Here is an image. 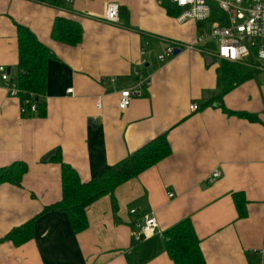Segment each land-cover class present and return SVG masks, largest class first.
<instances>
[{"label":"crops","instance_id":"0c3cea01","mask_svg":"<svg viewBox=\"0 0 264 264\" xmlns=\"http://www.w3.org/2000/svg\"><path fill=\"white\" fill-rule=\"evenodd\" d=\"M114 1L118 23L103 20L106 0L59 8L0 0V65L10 77L19 73L17 24L54 55L36 96L44 116L22 115L20 101L0 80V167L27 165L19 185L0 184V238L35 216L33 238L21 245L0 240V264H173L162 232L186 218L206 264H264L263 74L222 96L232 112L226 113L218 102L206 103L220 90L219 60L199 49L157 58L170 42H194L197 23L177 22L159 0ZM59 14L80 23L78 43L52 38ZM142 58L148 85L120 110L119 91L134 86L132 72ZM192 102L198 110L189 109ZM164 133L170 154L91 203L81 231H73L65 211L41 213L61 199L60 164L51 159L57 150L86 181ZM214 169L220 177L208 182ZM234 192L246 200L243 216ZM143 212H152L160 229L147 239L137 227Z\"/></svg>","mask_w":264,"mask_h":264},{"label":"trees","instance_id":"16d2710c","mask_svg":"<svg viewBox=\"0 0 264 264\" xmlns=\"http://www.w3.org/2000/svg\"><path fill=\"white\" fill-rule=\"evenodd\" d=\"M167 12L173 16L180 12V8L169 0H161ZM224 14L217 5L212 4L211 16L207 23L216 18L223 19ZM201 28L206 23H197ZM52 38L71 44L81 40L82 28L80 23L69 16L56 15L51 25ZM17 38V67L19 73L15 78L21 89L20 101L30 98L34 93L33 101L44 90L47 79L48 61L54 57L51 50L44 45L34 33L27 27L16 25ZM214 59V58H213ZM218 67V84L220 90L209 98L206 103L218 102L219 106L226 112L232 113L222 104V96L241 82L251 78L255 71L252 67L229 62L220 59ZM22 115L29 116L32 112L29 106ZM44 116L46 109L37 100L36 112ZM241 115V113H238ZM170 154V145L166 134H160L140 147L132 151L115 164L108 166L95 177L83 181L77 171L68 163H65L57 152L51 157L53 161L60 164L61 199L49 206H45L41 213L49 210L65 211L68 215L70 225L74 232H79L87 225L86 208L105 195H112L115 188L127 180L137 176L144 170L155 165ZM27 171V165L23 161H14L8 166L0 167V184L12 183L19 185L21 178ZM233 199L239 216L245 214V198L241 193L234 192ZM34 218H30L18 226L11 228L0 240H9L14 245H21L34 236ZM164 247L173 264H206L200 249L198 238L190 219L186 218L162 232Z\"/></svg>","mask_w":264,"mask_h":264},{"label":"built area","instance_id":"2783aa9c","mask_svg":"<svg viewBox=\"0 0 264 264\" xmlns=\"http://www.w3.org/2000/svg\"><path fill=\"white\" fill-rule=\"evenodd\" d=\"M40 4L59 8L72 3L73 0H31ZM161 2V0H159ZM180 8V12L174 16L179 23L193 21L195 23H206L201 27L194 42H170L163 52L157 55L160 61L174 56V50L199 49L202 53L211 58L227 60L229 62L242 63L258 70L264 76V0H169ZM212 4L217 5L224 14L223 19L216 18L207 23L211 16ZM120 6L114 0H106L103 20L108 23H118ZM212 42V43H211ZM145 48L141 49V55L145 54ZM180 52V51H179ZM145 59L142 58L134 68L132 74L135 77V84L132 87L123 88L119 91L117 106L120 110L128 108L135 96H140L148 85V71L145 68ZM0 80L2 88L8 96L18 97L21 89L18 87L15 78H11L4 65H0ZM114 82V78H110ZM264 82V77H263ZM67 93H72L68 88ZM30 98L21 100L20 112L24 113L29 106L30 112H36V101L34 93ZM96 106L101 107L100 100ZM190 110H198L197 103L189 105ZM220 177V171L214 169L207 178L212 182ZM172 191L167 192L172 197ZM131 214L137 213L136 209H130ZM140 233L145 239L160 233L156 218L152 212H143L137 225Z\"/></svg>","mask_w":264,"mask_h":264},{"label":"water","instance_id":"95a60500","mask_svg":"<svg viewBox=\"0 0 264 264\" xmlns=\"http://www.w3.org/2000/svg\"><path fill=\"white\" fill-rule=\"evenodd\" d=\"M179 51H180L179 49H175V50H174V55L177 54V53H179ZM35 100H37V97H36Z\"/></svg>","mask_w":264,"mask_h":264},{"label":"rangeland","instance_id":"374dc122","mask_svg":"<svg viewBox=\"0 0 264 264\" xmlns=\"http://www.w3.org/2000/svg\"><path fill=\"white\" fill-rule=\"evenodd\" d=\"M211 43H212V42H211ZM254 71H255V73H258V70H255V69H254Z\"/></svg>","mask_w":264,"mask_h":264}]
</instances>
